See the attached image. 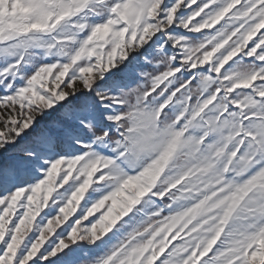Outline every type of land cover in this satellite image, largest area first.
Listing matches in <instances>:
<instances>
[{"label":"snow or ice","instance_id":"6c2138e0","mask_svg":"<svg viewBox=\"0 0 264 264\" xmlns=\"http://www.w3.org/2000/svg\"><path fill=\"white\" fill-rule=\"evenodd\" d=\"M0 264H264V0H0Z\"/></svg>","mask_w":264,"mask_h":264}]
</instances>
